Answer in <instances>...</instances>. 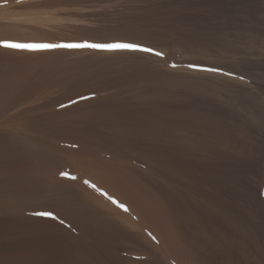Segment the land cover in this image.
Returning <instances> with one entry per match:
<instances>
[{
	"label": "bare ground",
	"instance_id": "bare-ground-1",
	"mask_svg": "<svg viewBox=\"0 0 264 264\" xmlns=\"http://www.w3.org/2000/svg\"><path fill=\"white\" fill-rule=\"evenodd\" d=\"M140 2L0 0V42L149 49L0 46V264H264V98L151 54L257 1Z\"/></svg>",
	"mask_w": 264,
	"mask_h": 264
},
{
	"label": "rangeland",
	"instance_id": "rangeland-1",
	"mask_svg": "<svg viewBox=\"0 0 264 264\" xmlns=\"http://www.w3.org/2000/svg\"><path fill=\"white\" fill-rule=\"evenodd\" d=\"M159 1L162 2V0ZM256 1L258 14L255 20L250 24L245 23L241 26V28H247L244 34H229V36L222 37V39L215 43V45H222V48H216L213 44L214 46L210 47L208 50L205 49L203 51L198 49H196V51H173V59H169L170 56H168L167 52H160L156 50L151 54L156 55L164 59L165 61H172L173 64L170 63V67H190L193 69H197L198 71L217 73L229 78L232 81L234 80L236 82H241L240 84L249 87L264 98V47L263 42H259L264 39V0ZM123 4L126 5V8H136L141 4V2L140 0H126V3ZM240 35H252V37H256V39L260 37V39H258V42L257 40H253L255 41L253 42L250 39V43L249 40L242 39ZM226 37H228V39H232L234 47H232L230 43H226V41H224ZM246 43L248 44V46L246 45ZM249 43L252 46H254L255 44L254 48L256 47L258 51H254V49L252 50L253 47L251 48V45ZM170 48L172 49V47ZM236 49H238V51H236ZM245 49L248 51H246ZM250 49L254 52H252ZM234 51H236V53H240V55H234ZM244 51L246 53H244ZM156 53H160V55H157ZM237 55L238 57H236ZM254 56L256 58L258 56V58H250ZM256 87H258V89H256ZM251 101L255 102V100Z\"/></svg>",
	"mask_w": 264,
	"mask_h": 264
},
{
	"label": "snow or ice",
	"instance_id": "snow-or-ice-1",
	"mask_svg": "<svg viewBox=\"0 0 264 264\" xmlns=\"http://www.w3.org/2000/svg\"><path fill=\"white\" fill-rule=\"evenodd\" d=\"M0 46H3L5 48L28 49V50L53 49L57 47H89V48H98L104 50L126 49V50L149 51V49H139L138 46L134 44L54 45V44H15L9 42H0ZM156 54L160 55V53H156Z\"/></svg>",
	"mask_w": 264,
	"mask_h": 264
}]
</instances>
